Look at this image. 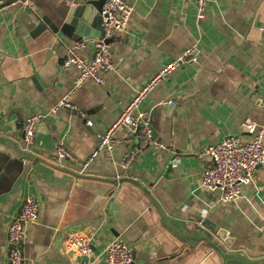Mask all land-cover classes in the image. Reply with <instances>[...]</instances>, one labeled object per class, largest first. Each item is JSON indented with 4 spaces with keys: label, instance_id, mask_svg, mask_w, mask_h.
<instances>
[{
    "label": "crops",
    "instance_id": "crops-1",
    "mask_svg": "<svg viewBox=\"0 0 264 264\" xmlns=\"http://www.w3.org/2000/svg\"><path fill=\"white\" fill-rule=\"evenodd\" d=\"M5 1V0H4ZM132 14L110 42L112 67L103 84L72 87L68 48L93 55L103 0H15L0 13V264H7V230L26 194L39 204L24 227L23 264H79L65 248L69 232L90 237L95 264L123 240L138 264H264V169L233 201L204 190L207 144L228 135L248 138L241 123L262 121L264 0H124ZM190 46L197 61L161 75L133 113L148 120L165 147H132L118 128L110 153L91 157L98 135L165 64ZM39 116L35 138L23 142L22 122ZM62 144L73 156L59 160Z\"/></svg>",
    "mask_w": 264,
    "mask_h": 264
},
{
    "label": "built area",
    "instance_id": "built-area-1",
    "mask_svg": "<svg viewBox=\"0 0 264 264\" xmlns=\"http://www.w3.org/2000/svg\"><path fill=\"white\" fill-rule=\"evenodd\" d=\"M197 17L205 14L206 0H195ZM8 5L0 0V13L7 10ZM132 5L124 0H103L100 7L101 36L92 40L93 55L88 61L78 53L84 45L76 42L68 48L67 56L62 61V66H73L77 70V76L72 87L53 106V110L59 107L74 108L70 102V95L85 80L91 79L97 84H103L102 72L111 69L110 42L113 35L125 30L132 14ZM198 50L195 46L186 47L179 56L170 60L163 66L154 78L137 92L134 98L123 108L119 116L109 128L98 135V142L91 157L99 152L110 153L113 149L114 133L118 128H123L132 147L123 155L122 167L129 166L134 156L141 148L150 145L165 146L155 140L152 128L148 120H140V116L134 115L140 99L151 85L161 75L188 63L197 61ZM262 121L257 123L251 118H246L241 123L242 129L248 134V138L239 135H228L220 141L207 144L202 157L207 158L209 164L200 174L199 185L210 192H219L220 200L229 202L235 200L241 194V189L252 182L256 169H264V99L261 105ZM39 116L31 115L22 122L23 142L30 146L35 138V131L39 123ZM56 156L59 160H71V152L62 144L56 147ZM39 204L37 199L26 194L17 215L11 220L7 230V264H23V237L24 227L28 223L37 220ZM65 248L72 251L78 258L79 264H95L92 258L90 237L81 232H69L65 240ZM105 264H138L134 260L132 249L121 239L111 240L104 249Z\"/></svg>",
    "mask_w": 264,
    "mask_h": 264
},
{
    "label": "water",
    "instance_id": "water-1",
    "mask_svg": "<svg viewBox=\"0 0 264 264\" xmlns=\"http://www.w3.org/2000/svg\"><path fill=\"white\" fill-rule=\"evenodd\" d=\"M15 0H5V3H10V2H13ZM99 21H100V24H101V17H99ZM101 36V26H100V34H99V37Z\"/></svg>",
    "mask_w": 264,
    "mask_h": 264
}]
</instances>
